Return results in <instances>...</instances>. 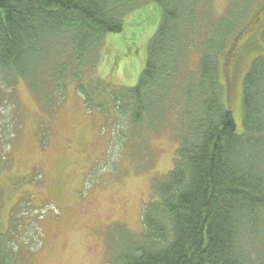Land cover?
Segmentation results:
<instances>
[{
	"label": "rangeland",
	"instance_id": "rangeland-1",
	"mask_svg": "<svg viewBox=\"0 0 264 264\" xmlns=\"http://www.w3.org/2000/svg\"><path fill=\"white\" fill-rule=\"evenodd\" d=\"M263 5L264 0H198L195 27L208 26L210 39L213 20L245 8L236 27L243 26ZM176 8L182 20L169 40L173 53L188 42L190 27L184 20L190 0ZM127 9L121 32L97 40L95 61L87 57L73 78L59 80L52 91L35 92L20 76L0 70V233L19 257L27 258L22 264H111L119 249L140 235L143 206L156 198L155 184L173 168L187 111L181 88L207 53L205 33L202 27L197 31V47L189 48L176 75L163 74L161 80L167 75L171 80L154 98H149L153 89H147V104L156 100L153 123L136 126L124 108L113 114L109 104L114 94L121 96L138 83L162 11L153 0ZM201 13L207 19L200 20ZM237 33L228 34L213 55L219 83L230 85L227 101L241 134V85L252 58L238 65L244 35ZM259 45L255 55H264ZM80 85L92 101L78 95Z\"/></svg>",
	"mask_w": 264,
	"mask_h": 264
},
{
	"label": "trees",
	"instance_id": "trees-1",
	"mask_svg": "<svg viewBox=\"0 0 264 264\" xmlns=\"http://www.w3.org/2000/svg\"><path fill=\"white\" fill-rule=\"evenodd\" d=\"M138 1L0 0V70L20 76L40 94L44 88L51 90L59 80L76 75L74 69L87 57L95 61L97 40L120 33L127 8ZM180 1L153 0L162 13L147 46L145 68L138 83L122 90V97L114 94L109 104L113 114L124 108L133 125L151 126L156 100L147 104V89H153L149 98H154L164 81L171 80L170 75L161 80L163 74H175L189 48L197 47L202 26L195 27L198 0H190L184 20L190 27L188 42L173 53L169 40L182 20L176 8ZM263 9L243 26L236 27L245 8L213 20L210 39L208 26L202 27L207 53L181 88L187 111L178 129L173 168L155 184L156 198L143 206L140 235L128 240L111 264H264V55H255L260 41L264 45ZM235 30L236 37L244 35L238 65L252 58L241 85V134L227 101L230 85L219 83L213 55ZM77 87L78 95L92 101L82 85ZM9 241L0 233V264L26 263Z\"/></svg>",
	"mask_w": 264,
	"mask_h": 264
}]
</instances>
